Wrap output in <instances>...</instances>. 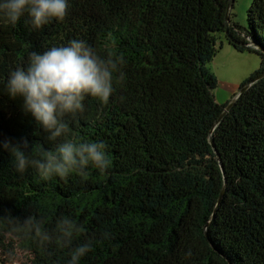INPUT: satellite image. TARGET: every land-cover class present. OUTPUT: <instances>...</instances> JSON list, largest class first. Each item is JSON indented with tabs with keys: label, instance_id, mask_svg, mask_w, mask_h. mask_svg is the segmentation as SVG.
Listing matches in <instances>:
<instances>
[{
	"label": "trees",
	"instance_id": "1",
	"mask_svg": "<svg viewBox=\"0 0 264 264\" xmlns=\"http://www.w3.org/2000/svg\"><path fill=\"white\" fill-rule=\"evenodd\" d=\"M228 2L69 0L65 20L42 29L27 16L0 21V140L27 138L32 158L55 144L5 94L8 74L30 52L73 39L102 51L111 35L127 59V81L109 105L89 98L69 120V138L109 146V173L44 182L34 168L17 173L0 150V215L49 223L72 215L98 241L81 264H264V77L255 79L264 71V0L252 1L244 26L230 12L225 22ZM217 33L260 58L233 102L214 96ZM9 231L0 228V247L25 252L21 264H66V251L47 255Z\"/></svg>",
	"mask_w": 264,
	"mask_h": 264
},
{
	"label": "clouds",
	"instance_id": "2",
	"mask_svg": "<svg viewBox=\"0 0 264 264\" xmlns=\"http://www.w3.org/2000/svg\"><path fill=\"white\" fill-rule=\"evenodd\" d=\"M69 0H0V21L16 26L25 16L33 30L52 22H63L68 15ZM127 59L109 35L104 49L98 50L83 39L65 45L30 52L26 67L17 66L7 77L5 94L21 101L37 129L47 134L55 147L38 149L32 158L33 144L27 138L19 142L0 140V150L14 158V168L24 174L34 168L44 182H67L74 175L85 177L90 169L107 175L112 161L109 146L103 142L70 137V118L85 111L89 98L107 106L116 86L127 81ZM7 226L13 239L33 242L43 253L66 251V264H81L98 242L87 237L84 223L72 215L60 214L49 223L33 214L21 217L6 211L0 215V228ZM84 237V242L77 241ZM108 233L103 234V239Z\"/></svg>",
	"mask_w": 264,
	"mask_h": 264
},
{
	"label": "rangeland",
	"instance_id": "3",
	"mask_svg": "<svg viewBox=\"0 0 264 264\" xmlns=\"http://www.w3.org/2000/svg\"><path fill=\"white\" fill-rule=\"evenodd\" d=\"M253 0H233L230 9L231 20L240 25H246L247 10ZM217 51L209 66L215 74L218 84L214 96L218 103L233 100L240 84L260 66L257 54L247 50H237L229 44L224 33H217ZM29 256L16 247H0V264H21Z\"/></svg>",
	"mask_w": 264,
	"mask_h": 264
},
{
	"label": "water",
	"instance_id": "4",
	"mask_svg": "<svg viewBox=\"0 0 264 264\" xmlns=\"http://www.w3.org/2000/svg\"><path fill=\"white\" fill-rule=\"evenodd\" d=\"M232 4H233V0H229L228 2V5H227V9H226V14H225V22L227 23L228 22V19H229V12H230V9L232 7ZM249 46L253 47V48H258L257 44L252 40H250V43H249ZM264 77V71L262 73H260L255 79H260ZM252 81L250 82H247L244 87L242 89H240V91L236 94V96L234 97V99L232 100V102L244 91L246 90L250 85H251ZM232 102H230L226 109L223 111V113L221 114L220 118L225 114V112L230 108V106L232 105ZM223 192V191H222Z\"/></svg>",
	"mask_w": 264,
	"mask_h": 264
}]
</instances>
